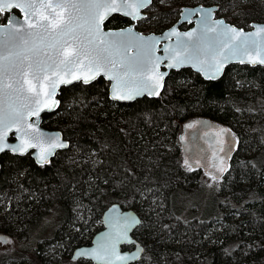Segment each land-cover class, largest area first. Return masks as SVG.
Segmentation results:
<instances>
[{
  "label": "trees",
  "instance_id": "16d2710c",
  "mask_svg": "<svg viewBox=\"0 0 264 264\" xmlns=\"http://www.w3.org/2000/svg\"><path fill=\"white\" fill-rule=\"evenodd\" d=\"M181 1L159 8L166 21L149 31L160 32L179 16ZM196 1L219 4L222 15L229 9L224 16L238 26L264 21V0H247L252 3L242 8L243 0L186 5ZM7 15H0V23ZM129 23L114 15L106 26ZM108 88L100 78L62 89L61 106L44 116V125L61 129L70 145L50 164L40 165L30 155L1 156L0 231L28 237L41 223L39 264H94L73 260V250L90 243L106 208L119 202L136 209L142 220L133 234L145 252L132 264H264V67L232 64L218 80L191 68L172 70L159 97L132 103L111 100ZM196 117L226 124L239 145L219 182L217 211L182 220L174 212V195L200 185L203 175L185 165L179 140L183 123ZM53 211L57 230L41 239L42 220ZM23 259L9 264H29Z\"/></svg>",
  "mask_w": 264,
  "mask_h": 264
},
{
  "label": "snow or ice",
  "instance_id": "6c2138e0",
  "mask_svg": "<svg viewBox=\"0 0 264 264\" xmlns=\"http://www.w3.org/2000/svg\"><path fill=\"white\" fill-rule=\"evenodd\" d=\"M151 0H134L129 3L124 0L122 5H117L115 0L108 3L107 0H0V13L6 9L18 8L25 13V21L17 27L16 21L9 18L6 24L0 25V152L10 149L13 152L26 151L24 141L18 145L6 143L8 132L13 125L26 124L27 129L38 131L33 125L27 124L28 116H38L41 110L38 106L54 107L56 102L48 103V98L55 94L59 84H70L73 80H83L88 84L103 73L109 80L127 83L135 82L137 78L143 80L151 72L150 79L153 88L159 85L166 73H157L158 64L152 61L155 41L152 37L144 38L137 35L140 44L135 45L131 41L125 42L116 37L131 36L132 30L127 29L121 33H104L101 23L108 11H118L120 7L134 8L137 10L146 8ZM212 10H208L210 14ZM125 15H135L133 12H125ZM136 18H140L136 16ZM217 27L222 28L221 34L231 40L232 36H243L244 43L251 41V48L256 56L250 57L248 63L264 64V26H255L253 33H243L234 26H229L222 20L215 21ZM216 31V28H212ZM172 34L176 35L175 29ZM190 40L195 36L194 32L183 34ZM259 36L257 41L254 37ZM226 46V45H225ZM136 47L134 55L128 52ZM211 45L205 47L203 41L193 42L191 52L184 57H173V63L168 67H179L186 62L200 60L201 54L210 55L215 61L217 72L229 59L239 51V45H231L228 51L219 53L209 51ZM167 51V49H166ZM188 52V49H185ZM247 54V49H245ZM217 55L220 59H217ZM159 59V58H157ZM240 63H245L240 58ZM151 65V67H149ZM193 67L196 64L193 63ZM19 76L13 80V75ZM71 76V79H67ZM214 78L212 76L209 77ZM162 87V85H159ZM153 88H135L122 90L114 88L113 99L133 100L145 91L149 94H157ZM34 104L37 108L32 109L29 105ZM193 125H189L192 127ZM27 135V130L25 132ZM55 139H59L57 136ZM231 143V141H230ZM31 143L27 147H35ZM53 148L66 147L63 143H52ZM50 154L44 150L39 162L47 163ZM223 160L219 165H214L217 171L223 172ZM188 165V161H185ZM189 170L191 166L189 165ZM216 179L215 176L212 177ZM139 223L135 217H125L123 226L117 228L112 242L100 245L97 249L81 251L78 255H91L97 260L110 261L112 256L116 260L127 261L128 256L116 253V243L121 239H127L128 228ZM3 239V238H0ZM134 258V257H131Z\"/></svg>",
  "mask_w": 264,
  "mask_h": 264
},
{
  "label": "water",
  "instance_id": "95a60500",
  "mask_svg": "<svg viewBox=\"0 0 264 264\" xmlns=\"http://www.w3.org/2000/svg\"><path fill=\"white\" fill-rule=\"evenodd\" d=\"M19 2V0H16ZM108 3H112L113 0H107ZM129 3L134 2V0H128ZM117 5H122L124 0H115ZM153 3H151L146 8H141L138 10L134 8L120 7L118 11H108L107 9H102L101 11H107V16L103 19L101 23V30L104 33H121L127 29H131V36H125L123 38L116 37V39H123L125 42L131 41L133 44L138 45L141 43L137 39V35L144 38L152 37L155 41L154 52L152 54V61L154 64H158V67L155 69L157 73H166L163 76V79L159 81V85H156L153 88V81L150 79L152 73L149 72L144 79L147 80V85L137 78L135 82L128 81L127 83L118 82L117 80H109L107 76L103 73L98 75L96 79L91 80L88 84L95 82L96 80L103 78L109 83L108 94L111 100L121 103H132L140 98L149 97L157 98L159 97L166 87V81L172 70H181L183 68H191L193 71L199 73L206 80H218L220 79L228 66L232 64H242L250 66H263L264 64H251L248 63L250 57L256 56V52L251 48V41L244 43L243 36L237 37L232 36L231 40L228 37L221 34L222 28L217 27L214 22L218 20L224 21L226 25L234 26L237 30H242L243 33H253L256 31L255 26H264V21H253L251 27L245 28L238 26L225 17L217 16V11L219 10V5L216 3L213 4H195V5H185L181 8L180 14L176 22L165 28L160 32H149L144 33L143 31L137 29V22L146 18L148 15V8ZM208 10H212L211 13H208ZM125 12H133L135 15H125ZM8 13L5 22L0 23V25L6 24L9 18H13L18 23L17 27L20 26V23L25 21V13L18 8L6 9L3 13ZM114 15H121L128 18L131 22L127 25L121 27H106V22ZM136 16L140 18H136ZM182 24H187L185 29H182L180 26ZM216 28V31H212V28ZM172 29H175L176 35L172 34ZM187 32H194L195 36L193 38L186 37L183 34ZM259 41L260 37H254ZM203 41L205 47L211 45L209 51H214L219 53L220 51L227 52L228 47L231 45H239V51L236 52L235 56H229V59L223 64V67L217 72L215 61L211 59L210 55L201 54L200 60L204 61L199 63L197 61L186 62L179 67H168L170 63H173V57L180 58L187 56L193 47V42ZM226 45V46H225ZM167 49V51H166ZM188 49V52L185 51ZM245 49H247V54H245ZM136 53V47H133L128 55H134ZM159 58V59H157ZM240 58L245 60V63H240ZM217 59H220V56L217 55ZM193 63L196 64V67H193ZM151 67V65H149ZM210 76L214 78H209ZM19 76L13 75V80H18ZM67 79H71V76H68ZM81 82L83 80H73L70 84H59L56 87L55 94L48 98V103L51 104L52 101H55L56 104L54 107L46 108L43 104H40L38 107L41 109L38 116H28L27 124L33 125V128L38 131L33 132L32 129H27L26 124L13 125L11 130L8 132L6 143L10 145H18L24 141V146L26 151L13 152L10 149H5L3 152H0V156L5 152H10L17 156H25L30 154L36 163L40 165L50 164L52 159L57 155L59 151H63L69 148L70 142L65 137V134L61 129L58 128H48L44 125V116L46 114H53L58 111L61 106L60 95L64 87H69L75 83ZM84 85H88L83 83ZM153 88V91L157 94H149L145 91L142 95L136 96L133 100H119L113 99L114 88H120L122 90L135 89V88ZM30 108H37L36 105H29ZM189 125H193L189 127ZM27 130V135L25 134ZM59 139H55L56 137ZM179 140L181 143V150L183 155V161H188V166H191L192 169H198L203 172V174L213 177L215 176L217 180L223 179L230 169L232 158L237 151L239 140L235 135L234 131L228 127L226 124L219 123L208 117H196L191 120L183 123L181 132L179 135ZM231 141V143H230ZM31 143L36 145L35 147H27V144ZM52 143H63L66 145L64 148H53L51 147ZM47 150L50 154L47 156V163L39 162V158L42 155L43 151ZM223 160V167L226 169L223 172L216 170L214 165H219L220 161ZM125 217H135L139 223L132 225L128 228L127 239H121L116 243V253L121 256H128L130 259L127 261H119L115 259V256L110 258V261L106 260H97L91 255H78L81 251H91L97 249L100 245L110 243L115 237L117 228L123 226ZM141 217L138 211L134 208H128L122 206L119 202H113L106 208L102 216V226L97 230L90 243L82 244L77 246L73 250L72 259H86L92 261L94 264H132L140 260L143 253L145 252V246L140 242L136 237H134V230L140 225ZM0 242L7 243L10 240L8 234L0 233ZM134 245L132 248H124V246ZM134 257V258H131Z\"/></svg>",
  "mask_w": 264,
  "mask_h": 264
},
{
  "label": "rangeland",
  "instance_id": "374dc122",
  "mask_svg": "<svg viewBox=\"0 0 264 264\" xmlns=\"http://www.w3.org/2000/svg\"><path fill=\"white\" fill-rule=\"evenodd\" d=\"M183 1L181 2L184 3V6L189 2V0ZM176 2H180V0H154L153 7L149 8L147 17L137 22V29L143 31L144 33H149V29H151V27H153L154 25L157 27L159 21L162 20L163 24L166 20L158 15L159 8H162V10H168ZM199 3L201 2H193V4ZM251 3L252 2L243 0L239 4V6L242 8V6H246ZM209 4L213 3L210 2L206 5ZM183 5L180 6L179 14ZM236 11L237 10H230V12ZM150 13L151 15L149 16ZM225 13L229 14V9L226 10ZM227 14L222 15L221 13H217V16L223 17L225 15L228 17ZM227 17L225 18L228 19ZM177 18L178 16L172 18V20L168 22V26L166 28L173 25L176 22ZM251 23L252 22H248V25L245 26V28L251 27ZM220 181L221 180L217 179L213 180L212 177L203 174L200 177V185L191 190H185L181 188L177 190L174 195V212L176 216H178L182 220H189L194 217H199L200 219L211 217L212 214L219 208V202L216 193L220 192ZM55 213L56 212L53 211L49 214V216L45 217L44 220H42L44 221V224H46V229L43 232V236L41 237V239L51 238L55 234L57 229L54 228L58 226L57 216L55 215ZM40 232H42L41 223L34 226L33 233L31 234V236L29 235L30 237L21 236L16 239L12 238V240L7 244L0 242V264H9V261H17L22 258H24L23 263L27 262V259L30 260L29 264H34L35 261L38 263L39 261L35 256V247L36 242L39 241L38 237L40 236Z\"/></svg>",
  "mask_w": 264,
  "mask_h": 264
},
{
  "label": "flooded vegetation",
  "instance_id": "af4514ba",
  "mask_svg": "<svg viewBox=\"0 0 264 264\" xmlns=\"http://www.w3.org/2000/svg\"><path fill=\"white\" fill-rule=\"evenodd\" d=\"M147 10H149V8L147 9ZM1 15V14H0ZM8 16V15H7ZM179 17V16H178ZM178 19V18H177ZM129 22H131L130 20H129ZM107 27V26H106ZM182 29H185L186 27H187V24H182L181 26H180ZM60 152V151H59ZM5 153H10V152H5ZM5 153H3V154H5ZM2 154V155H3ZM12 154V153H11ZM58 154V153H57ZM1 155V156H2ZM12 155H14V154H12ZM28 155H30V154H28ZM1 156H0V158H1ZM17 156V155H16ZM31 156V155H30ZM32 157V156H31ZM1 166H2V163L0 162V168H1ZM0 233H4V234H8L7 232H3V231H0ZM9 235V234H8ZM9 237H10V240L7 242V243H9L11 240H12V238L13 237H11L10 235H9ZM135 237V236H134ZM14 239V238H13ZM7 243H4V244H7ZM134 246V245H133ZM133 246H128V248H132ZM124 248H126L125 246H124Z\"/></svg>",
  "mask_w": 264,
  "mask_h": 264
}]
</instances>
